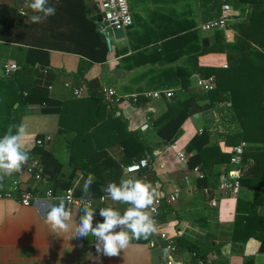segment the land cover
Returning <instances> with one entry per match:
<instances>
[{"label":"crops","instance_id":"1","mask_svg":"<svg viewBox=\"0 0 264 264\" xmlns=\"http://www.w3.org/2000/svg\"><path fill=\"white\" fill-rule=\"evenodd\" d=\"M102 1L89 0L88 4L99 9ZM31 2L0 0V138L10 127L15 134L23 124L26 134L22 146L28 152L33 149L31 137L51 136V141L40 149L54 155L61 171L55 181L49 180L45 186L60 193L62 190L56 187L70 182L71 186L76 185V193L85 196L84 181L91 173L95 177L89 190L91 195L102 192L104 208L117 209L123 215L130 205L113 201L104 189L109 182L118 184L120 165L129 164L123 144L130 142V135L146 145L140 158L145 151L155 153L146 171L135 178L150 182L159 195L174 188L181 190L179 200L160 218L168 234L176 235L178 257L184 264H195L187 245L193 246L194 253L206 264H264V251H260L264 239V163L257 169L250 159L239 197H219L217 206L211 207L204 195L192 193L184 186L185 169L175 158L176 152L189 158L194 155L195 149L187 150L191 139L201 129L208 133L212 125L214 110H205L208 102L195 86L196 78L201 77L196 69L202 65H228L225 54H229V47L222 55L212 52L201 56L203 40L212 39L214 34L199 28L200 1L127 0L133 26L121 39L111 38L105 63L88 65L82 57L49 51L47 67L25 66V48L15 40L19 27L18 23L12 24L18 22L14 17L32 16ZM232 32L230 39L229 31L227 38L224 36L228 46L235 41L236 32ZM5 64H16L18 70L5 77ZM79 69L82 74L76 76ZM82 80L88 87V96L76 99L66 85L75 87ZM183 81H188L187 87ZM104 86L113 88L120 96H136L139 111L126 110L115 116V109H109L101 99ZM35 89L62 102V112L43 113L39 104L25 105L19 101ZM155 92H160V96L149 95ZM188 95L192 100L183 101ZM182 103L196 112L184 121L171 142L161 140L156 135L157 119ZM219 150L225 154L220 147ZM29 157L26 164L40 158L36 153H29ZM226 166L227 163L216 162L207 167L199 165L204 181H197L194 176L191 179L198 185L201 181L213 185ZM14 181V175L4 177L0 188H9ZM32 185L42 188L43 183L35 184L30 178L24 189ZM42 196L41 193V198L31 206L0 200V264H163L164 244L157 240L150 247L151 234L146 239L132 238L118 255L109 257L96 252L90 236L54 233L46 218L52 204L58 201L51 202ZM70 212L79 221L77 213Z\"/></svg>","mask_w":264,"mask_h":264},{"label":"trees","instance_id":"2","mask_svg":"<svg viewBox=\"0 0 264 264\" xmlns=\"http://www.w3.org/2000/svg\"><path fill=\"white\" fill-rule=\"evenodd\" d=\"M88 1L48 0V4L56 8V14L38 24L31 22V16L24 18L18 14L16 18L14 17V21L18 22H12V24H19H16L19 27V32H15V40L25 48V66L47 67L49 51L82 57L87 60L88 65L106 62L108 48L105 38L95 30L96 15L99 13V9L97 6L90 8ZM199 1L202 23L218 16L222 0ZM226 1L234 7H241L240 16L231 24L236 32L235 41L228 46L225 43L223 32L214 31L212 39L203 40L201 56L212 52L222 55L229 47V54H225L228 65L227 67L222 65V68L202 65L196 71L203 78L213 76L215 81V88L212 91L206 93L201 91L202 96L208 102L205 110L212 109L221 115L229 112L227 115L229 120L238 123L241 131L231 138L228 133L226 135L227 143L230 145L240 141L253 143L246 149L245 162L250 164V159H252V166L260 169L262 168L261 164L264 163V0ZM92 12L96 15H93ZM35 14L37 13L33 12L32 15ZM81 74L82 69H79L76 76H81ZM81 83H85V81L82 80ZM187 84L188 81H183L184 87H187ZM40 91L35 89L30 94L21 96L19 101L25 105L39 104L42 106L43 113H61L63 103L47 98ZM191 100V95L183 99L185 102ZM227 102L230 103V107H222ZM173 108L170 113L157 119L159 126L156 129V135L167 142H171L177 136L184 121L191 113L196 112L195 109L190 111V108L188 109L184 103ZM120 124L122 123L120 122ZM227 129L229 131V126ZM38 138V136H34L29 139L33 149L28 151V154H38L39 162L43 167V175L49 180L55 181L60 174L61 164L57 162L51 152H46L36 145ZM127 138L130 142H125L123 147L130 163L133 159H140V154L146 149V145L130 135ZM257 143L260 144L258 147ZM194 149L196 153L188 160L189 168L199 165L207 167L211 162L228 163L229 161V156L222 154L217 144L212 143L207 131H203L191 139L187 150ZM13 175L18 182L19 193L24 192V186L31 178L26 172V164L20 172L13 173ZM203 181L199 182V185L204 186ZM243 183L244 180H242ZM70 186L71 183L67 182L56 188L64 190ZM102 194V192H94L91 196L98 197ZM76 195L79 194L76 193ZM180 243L186 246L182 241ZM187 246L190 251H196L193 246ZM260 251H264V239L261 240Z\"/></svg>","mask_w":264,"mask_h":264},{"label":"built area","instance_id":"3","mask_svg":"<svg viewBox=\"0 0 264 264\" xmlns=\"http://www.w3.org/2000/svg\"><path fill=\"white\" fill-rule=\"evenodd\" d=\"M22 14L23 11L20 10ZM99 13L102 14V21L99 24V29L105 31L106 27L112 30H121L125 32L128 28L133 26V18L128 5L127 0H103L100 3ZM24 14V13H23ZM237 13L231 3L226 0H222L220 11L217 17L208 20L205 23H201L199 28L203 32H214L222 31L225 38L228 36V31L230 25L233 23L234 18ZM106 22L107 26L104 27L103 23ZM18 70L16 64H5L3 65V73L5 77L11 76ZM195 86L202 92H209L215 88V81L213 77L203 78L197 77L195 81ZM72 96L76 99L84 98L88 96V87L85 83H81L75 87H69ZM100 95L103 103L110 109H115V116H121L122 111L132 110L134 112L139 111L137 105L136 96H120L111 87H102L100 90ZM153 97H159L160 92H155L149 94ZM230 107V103H224L222 107ZM213 124L208 129L209 137L212 143H216L218 147L221 148L225 154L229 156V161L225 170L221 173L219 179L213 185L199 186L198 180H203L204 176L200 172L198 166L193 168L188 167L189 156L181 152L175 153V158L180 162L184 169L185 174L183 177L184 186L192 193H201L204 195L211 207H216L219 197H231L238 198L242 190V180L248 172L249 164L245 162V152L250 146L249 143L245 141H240L237 144L229 145L226 141V135L229 131H224L223 128L229 126V112H225L224 115L218 111H214ZM223 117V118H222ZM127 118H130L129 116ZM215 123H218L217 125ZM216 128H219L218 130ZM203 133V130H199V135ZM51 136L45 135L38 138L36 145L38 147L44 146L46 143L51 141ZM155 157V153L145 151L144 156L139 160H133L129 164L120 165L121 178H135L137 175L147 169L150 160ZM26 172L31 176L35 184L43 183L42 188L32 185L31 187L25 188L24 192L19 193V185L17 181L11 183L9 188H0V200H15L23 206H31L35 201L39 200L42 193V198L48 201H57L55 197L62 196L67 198V207L69 211H74L78 215V220L86 202L90 203L93 209H96L95 219L93 225L97 222H103V217L99 215L100 208H104L105 197L99 196L97 198L87 196L76 195V185L70 186L62 190L60 193L56 192L50 187L45 185L49 182V179L43 175L42 164L38 160H31L26 164ZM192 176L196 178L197 181H192ZM120 182V181H119ZM197 182V184H196ZM181 196V190L179 188H174L171 192L167 194L158 195L154 199L153 205H151L148 211L151 212L152 217L155 221L156 231L151 234L149 240V246L154 247L156 241L160 240L164 244L165 259L163 264H184L178 257V244L176 240V235H169L165 229V225L160 216L169 210L174 203H176ZM103 197V199H101ZM98 204H95V201ZM92 238L93 245H95V237L89 235ZM191 259L195 260V264H206V262L197 257L196 253L192 252Z\"/></svg>","mask_w":264,"mask_h":264},{"label":"clouds","instance_id":"4","mask_svg":"<svg viewBox=\"0 0 264 264\" xmlns=\"http://www.w3.org/2000/svg\"><path fill=\"white\" fill-rule=\"evenodd\" d=\"M29 7L37 13L30 17L32 23H41L56 14V8L50 6L48 0H32ZM25 134L26 129L21 124L15 134L10 127L0 138V180L20 172L30 159L28 152L22 146V138ZM94 180V175L89 173L84 181L83 192L89 200L91 199L89 190ZM104 191L113 201L130 205L123 215L119 210L111 207L100 208L99 215L103 217V222H97L94 226L96 209H93L90 203L84 204L81 209L82 215L77 221L67 207V198L57 196L55 199L58 203L50 207L46 222L58 235L71 232V237L94 236L96 252L111 257L125 249L132 238L146 239L156 231L155 221L148 209L159 193L150 182L136 178H122L118 184L114 181L109 182ZM117 228L119 231H116Z\"/></svg>","mask_w":264,"mask_h":264},{"label":"water","instance_id":"5","mask_svg":"<svg viewBox=\"0 0 264 264\" xmlns=\"http://www.w3.org/2000/svg\"><path fill=\"white\" fill-rule=\"evenodd\" d=\"M101 21H102V14L98 13L96 15V27H95V30L98 33H100L101 35L104 36L106 44H107L108 51H110L111 50V38H114L115 40H119V39H121L123 37V33L124 32L121 31V30H112L111 28L106 27L107 26L106 22L103 23V26L106 27L105 31H101L99 29V24L101 23ZM128 29H130V28H128ZM145 171L146 170L144 169L143 172H145Z\"/></svg>","mask_w":264,"mask_h":264},{"label":"rangeland","instance_id":"6","mask_svg":"<svg viewBox=\"0 0 264 264\" xmlns=\"http://www.w3.org/2000/svg\"><path fill=\"white\" fill-rule=\"evenodd\" d=\"M234 7V6H233ZM99 8H100V6H99ZM234 10H235V12L237 13V16L234 18V21H233V23L236 21V19L240 16V14H241V7H234ZM231 27L229 28L230 30H229V39H230V34H231V37L233 36V32L232 31H235L234 30V27H233V25H230ZM232 30V31H231ZM222 65H224V64H222ZM211 124H213V119H212V123ZM216 125L218 124V123H215ZM217 130L219 129V128H216ZM224 129V131L226 130V131H228V129L226 128H223ZM241 131V127H239L238 126V123H235L234 121H232L231 119L229 120V135H230V138L231 137H233V136H236L239 132ZM249 143V142H248ZM251 144V143H250ZM230 145V144H229Z\"/></svg>","mask_w":264,"mask_h":264}]
</instances>
